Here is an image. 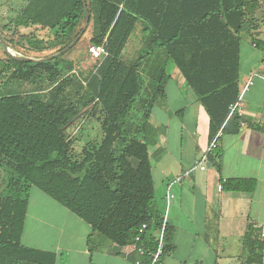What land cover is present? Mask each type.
Returning <instances> with one entry per match:
<instances>
[{
	"label": "trees",
	"instance_id": "1",
	"mask_svg": "<svg viewBox=\"0 0 264 264\" xmlns=\"http://www.w3.org/2000/svg\"><path fill=\"white\" fill-rule=\"evenodd\" d=\"M85 2L90 46L104 45L108 51L92 68L64 55L43 62L0 59V264L57 263L55 253L22 244L33 188L91 226V250L100 248L99 239L119 247L136 244L146 252L141 264H151L149 253L159 247L154 231L164 219L149 156L158 138L150 115L166 97L168 62L209 116L210 142L219 132L240 131L241 118L232 107L240 94L241 34L256 30L258 20L251 15L259 0ZM85 21L83 0H27L12 25L48 30L50 39L28 40L36 52L56 49L47 58L72 44ZM138 27V56L127 58L125 49ZM253 42L264 53V40ZM20 83L34 90L15 93ZM138 108L145 113L134 123ZM93 123L100 126V141L91 135ZM79 140L84 143L77 151ZM221 155L220 148L209 155L218 171ZM221 187L251 194L257 180L222 179ZM174 232L166 225L158 264L174 251ZM243 247L245 264L264 263L261 229L248 224Z\"/></svg>",
	"mask_w": 264,
	"mask_h": 264
},
{
	"label": "crops",
	"instance_id": "2",
	"mask_svg": "<svg viewBox=\"0 0 264 264\" xmlns=\"http://www.w3.org/2000/svg\"><path fill=\"white\" fill-rule=\"evenodd\" d=\"M251 16H259V9ZM21 29L32 27L18 32ZM256 34L264 37V29L241 34L240 94L232 109L240 116L241 126L237 135H222L219 140L220 171L212 163L200 169L211 143L210 119L179 70L173 65L169 73L172 63H167L166 97L150 115L157 143L149 147L157 208L175 229V249L164 264H245L242 240L248 224L264 235V53L253 42L259 39ZM251 79L253 85L245 90ZM231 178L256 179L255 192L223 190L221 180ZM91 233L85 221L39 189H32L24 246L55 253L56 264L141 262L134 245L119 247L99 239L100 248L91 250Z\"/></svg>",
	"mask_w": 264,
	"mask_h": 264
},
{
	"label": "rangeland",
	"instance_id": "3",
	"mask_svg": "<svg viewBox=\"0 0 264 264\" xmlns=\"http://www.w3.org/2000/svg\"><path fill=\"white\" fill-rule=\"evenodd\" d=\"M13 0H0V39L3 40L9 47L10 53L16 56L21 57H46L54 52H56V49H45L42 52H36L33 51L28 43V40L32 37H35V39H50L52 36L49 34L48 30H41L37 29V27H32L29 31H24L21 29V31L18 32V30L15 28L14 25H12L13 19L17 16V8L22 6L26 0H14V3H11ZM259 16L256 17L258 20L257 22V30L262 33V30L264 29V0H259ZM14 6V7H12ZM16 6V7H15ZM256 13V12H255ZM86 25L85 23L82 24V30ZM140 30L138 27V30L131 36L129 43L125 49L124 54H126L127 58H137V54L139 53V39H140ZM92 33V26L87 28L84 35L81 37V39L69 50L67 51L63 58L67 60H72L83 69H90L95 65V61L89 56L88 49L90 46V37ZM255 37H258L259 39H263V35H255ZM6 53L4 50V47L2 43L0 42V59L6 58ZM174 67L173 64H171L168 67V72L170 73L172 68ZM34 90V87L30 84H17L15 85L14 92L15 93H29ZM156 105V104H155ZM139 105H136L138 107ZM156 107V106H154ZM158 109L157 107L154 108V110ZM138 108L135 109L133 112L137 115L135 116L134 123L138 122L139 115L142 114L145 111ZM155 112V111H154ZM141 117V116H140ZM150 123H152L150 121ZM91 135L93 137H96L99 141L102 138V134L100 131V126L97 123H93L92 126ZM92 137V138H93ZM84 142H81L80 140L77 141L75 145V149L78 151L80 150L81 146H83ZM5 177L6 175L3 174ZM6 179V178H5ZM3 185L0 182V190ZM243 244V240H242Z\"/></svg>",
	"mask_w": 264,
	"mask_h": 264
},
{
	"label": "built area",
	"instance_id": "4",
	"mask_svg": "<svg viewBox=\"0 0 264 264\" xmlns=\"http://www.w3.org/2000/svg\"><path fill=\"white\" fill-rule=\"evenodd\" d=\"M88 54L93 60H101V59L105 58L108 55V51H107V49H106V47L104 45H92L88 49ZM252 85H253V81L251 79L248 82L247 86L245 87V90H248ZM234 107H235V105L232 107V109ZM222 135H223L222 132H219L217 134V136L211 141V143L209 145V148H208L206 154L204 155V157H203V159L201 161L204 164V165H200V169L201 170H206L208 166H211V160L209 158V155L211 153H213L218 148L219 140L222 137ZM201 162H200V164H202ZM166 225L167 224H166V222L164 220L162 227L157 229V234L156 235H157V238H158V241H159V247H158L157 251H155L153 253H149V255H150L151 259H152L151 264H158L159 260H160V256L163 253ZM146 229H147V225L144 224L140 228L139 233L143 234ZM139 241H140V235L136 238V242H139ZM134 246H135V249H136V251H137L139 256H143V255L146 254L144 249L138 248L136 244ZM138 264H141V262H138Z\"/></svg>",
	"mask_w": 264,
	"mask_h": 264
},
{
	"label": "water",
	"instance_id": "5",
	"mask_svg": "<svg viewBox=\"0 0 264 264\" xmlns=\"http://www.w3.org/2000/svg\"><path fill=\"white\" fill-rule=\"evenodd\" d=\"M83 3H84L85 13H86V25L83 28V30L81 31V33L78 35V37L68 47H66L62 51H60L57 54L52 55L50 57L42 58V59H32V58H27V57H21V56L13 55L12 53H10L8 45L3 40L0 39V42L2 43V45L4 47L6 55L9 56V57H12L14 59H17V60H25V61H32V62L48 61V60H52V59H54L56 57L64 55L67 51H69L81 39V37L84 35L85 31L87 30V28H88V26L90 24L89 12H88V8H87V4H86L85 0H83Z\"/></svg>",
	"mask_w": 264,
	"mask_h": 264
}]
</instances>
